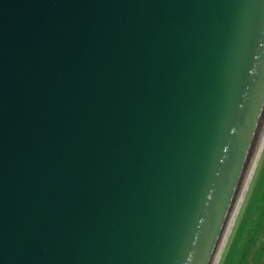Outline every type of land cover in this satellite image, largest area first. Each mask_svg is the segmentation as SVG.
<instances>
[{
    "label": "water",
    "instance_id": "water-1",
    "mask_svg": "<svg viewBox=\"0 0 264 264\" xmlns=\"http://www.w3.org/2000/svg\"><path fill=\"white\" fill-rule=\"evenodd\" d=\"M263 147L264 0H0V264H216Z\"/></svg>",
    "mask_w": 264,
    "mask_h": 264
},
{
    "label": "rangeland",
    "instance_id": "rangeland-1",
    "mask_svg": "<svg viewBox=\"0 0 264 264\" xmlns=\"http://www.w3.org/2000/svg\"><path fill=\"white\" fill-rule=\"evenodd\" d=\"M216 264H264V147Z\"/></svg>",
    "mask_w": 264,
    "mask_h": 264
},
{
    "label": "bare ground",
    "instance_id": "bare-ground-1",
    "mask_svg": "<svg viewBox=\"0 0 264 264\" xmlns=\"http://www.w3.org/2000/svg\"><path fill=\"white\" fill-rule=\"evenodd\" d=\"M246 187V186H245ZM246 189V188H245ZM245 191V190H244ZM242 202H243V195L240 197V201H239V203H238V205H237V208H236V210H235V213H234V215H233V220L235 219V216H236V214H237V210L240 208V205L242 204ZM232 220V219H231ZM233 220H232V222H233ZM231 221H230V224H229V226H228V228H227V231H226V236H227V233L229 232V230H230V228H231V226L233 225V223H232ZM225 243V241H224V239H223V241L221 242V248H220V250H218L219 252H217V254H216V260L218 259V257H219V255H220V253L222 252L221 250H222V247H224L223 246V244ZM215 263H216V261H215ZM214 264V263H213Z\"/></svg>",
    "mask_w": 264,
    "mask_h": 264
}]
</instances>
